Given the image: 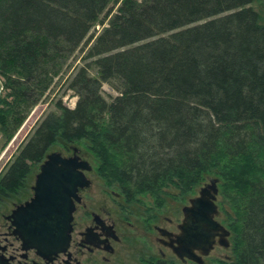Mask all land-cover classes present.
<instances>
[{
	"label": "trees",
	"instance_id": "16d2710c",
	"mask_svg": "<svg viewBox=\"0 0 264 264\" xmlns=\"http://www.w3.org/2000/svg\"><path fill=\"white\" fill-rule=\"evenodd\" d=\"M255 1L0 0L6 140L83 53L67 77L76 105L60 97L34 124L0 173V198L25 187L53 143L85 139L97 169L129 195L169 184L185 194L220 176L234 237L233 256L217 262L264 264V23ZM104 82L118 91L111 100Z\"/></svg>",
	"mask_w": 264,
	"mask_h": 264
},
{
	"label": "flooded vegetation",
	"instance_id": "af4514ba",
	"mask_svg": "<svg viewBox=\"0 0 264 264\" xmlns=\"http://www.w3.org/2000/svg\"><path fill=\"white\" fill-rule=\"evenodd\" d=\"M79 153L82 155L81 149ZM95 170L104 181L98 189L94 186L92 175ZM86 174L91 182L78 190L79 199H76L68 246L47 252L21 236L13 212L18 204L32 197V188L30 196L12 200L11 207L0 212V264H159L161 261L169 264H207V257L217 246L232 245L231 231L227 240L223 239L224 242L217 235L208 254L196 249L203 262L188 256L182 258L173 246L178 244L176 239L185 218L184 208L191 204L193 195H189L188 201L180 206L182 217L177 219L173 213L166 212V203L158 199V192L146 191L149 199L143 194L137 197L136 194L129 195L126 186L118 181L109 182L94 166ZM211 177L218 178L207 175V180L200 183L195 195L202 187L213 184ZM209 191L214 193L212 188ZM173 210L179 211V207L173 206Z\"/></svg>",
	"mask_w": 264,
	"mask_h": 264
},
{
	"label": "water",
	"instance_id": "95a60500",
	"mask_svg": "<svg viewBox=\"0 0 264 264\" xmlns=\"http://www.w3.org/2000/svg\"><path fill=\"white\" fill-rule=\"evenodd\" d=\"M97 28L101 30L100 26ZM3 87L0 78V93ZM79 151L78 146L73 147L70 155L60 150L49 151L40 163L32 186V197L18 204L13 212L23 239L47 252L68 246L76 199H79L78 190L91 182L86 171L91 170L93 165ZM217 180L211 177L214 185L202 187L200 193L190 199L191 204L184 208L185 218L176 239L178 244L173 246L182 258L188 256L203 262L196 249H202L204 254H208L217 235L224 242L223 239L227 240L231 233V229L217 218L220 211L216 201L219 191Z\"/></svg>",
	"mask_w": 264,
	"mask_h": 264
},
{
	"label": "rangeland",
	"instance_id": "374dc122",
	"mask_svg": "<svg viewBox=\"0 0 264 264\" xmlns=\"http://www.w3.org/2000/svg\"><path fill=\"white\" fill-rule=\"evenodd\" d=\"M254 7L260 12L261 15V22L264 23V0H257L253 3ZM100 26V25H98ZM102 26H100L101 28ZM82 51L80 49H77L70 58L67 59L65 62L61 73L56 76L54 84L52 85V90H49L43 98L32 107L30 112L28 113L27 117L23 121V123L20 125V127L16 130L14 135L9 139L6 140V137L4 136L1 128H0V173L4 169L5 165L8 163L10 159L13 158V156L18 151V148L21 146L23 140H25L27 134L32 129L34 124L48 111L51 109H55V101L58 98H62L63 103H65L69 107H74L76 105L78 96L75 93V91L71 88H68V80L67 77L74 73L76 70V66L78 63H81V55ZM95 72V70H93ZM0 78L3 80V77L0 76ZM4 85V83H3ZM8 92L7 88L2 89L1 93L2 95L6 94ZM118 93L113 86L107 82L103 83V94L106 98L109 100L112 99V96L116 95ZM73 145L78 146L81 149L82 155L87 158L95 167V169L98 167V157L93 152V150L89 147L87 140H79L76 142L69 143L66 145L63 141L59 140L53 143V145L50 147V151L54 150H60L66 155H70L73 152ZM39 167L33 168L30 176L27 178V184L25 187L19 189L17 192H9L8 196H4V199H0V212L6 211L9 207H11L12 200H18L19 198L24 199L27 198L32 194V185L35 183L36 174L39 171ZM93 178H94V186L96 189H98L99 185H102L104 183L103 177L99 176L95 171L92 172ZM207 175H212L218 177L215 173H209ZM206 176L203 180H207ZM220 177V176H219ZM218 177V178H219ZM221 178V177H220ZM219 178L218 187L219 190H221V181ZM200 183L195 186L192 190H190L188 193L182 194L180 193V190L178 187H176L173 184H169L167 186H163V189L161 192H159L158 198L161 202L165 201L167 206L166 212L173 213L174 218L180 219L182 217L180 212V206L188 201L189 195H195L198 192ZM145 195L147 196L146 191L142 192H136V196L139 195ZM149 199V196H147ZM157 200V197H155ZM219 200V209H220V215L219 219L223 221L224 224H228L230 221L227 213V209L230 210V206L228 205V202L224 200L223 196H221L220 192L218 195ZM173 206H176V208L179 207L178 210H173ZM7 208V209H6ZM6 209V210H5ZM175 211V212H174ZM234 233L232 231L230 239L231 242L233 241ZM228 256V257H227ZM233 256L232 251V245L230 247L225 246H217L216 249L212 252V254L207 257L206 261L207 264H218L216 258H222V259H230V257ZM221 264V263H220Z\"/></svg>",
	"mask_w": 264,
	"mask_h": 264
}]
</instances>
